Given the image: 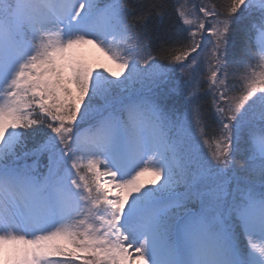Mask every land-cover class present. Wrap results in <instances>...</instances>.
<instances>
[{
    "label": "snow or ice",
    "instance_id": "1",
    "mask_svg": "<svg viewBox=\"0 0 264 264\" xmlns=\"http://www.w3.org/2000/svg\"><path fill=\"white\" fill-rule=\"evenodd\" d=\"M0 264H264V0H0Z\"/></svg>",
    "mask_w": 264,
    "mask_h": 264
},
{
    "label": "rangeland",
    "instance_id": "2",
    "mask_svg": "<svg viewBox=\"0 0 264 264\" xmlns=\"http://www.w3.org/2000/svg\"><path fill=\"white\" fill-rule=\"evenodd\" d=\"M82 54L88 59H97L98 58L103 63H105L107 66L112 67L115 70V66L112 65L109 61H107L106 58H103L102 56H100L99 53L95 52L94 49L85 48L82 50ZM152 178L153 177H151L150 175H146L142 179L147 181V180H150Z\"/></svg>",
    "mask_w": 264,
    "mask_h": 264
},
{
    "label": "trees",
    "instance_id": "3",
    "mask_svg": "<svg viewBox=\"0 0 264 264\" xmlns=\"http://www.w3.org/2000/svg\"><path fill=\"white\" fill-rule=\"evenodd\" d=\"M215 2L220 4V3H223V0H215Z\"/></svg>",
    "mask_w": 264,
    "mask_h": 264
}]
</instances>
